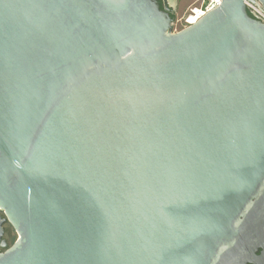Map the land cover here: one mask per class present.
<instances>
[{
	"label": "water",
	"instance_id": "water-1",
	"mask_svg": "<svg viewBox=\"0 0 264 264\" xmlns=\"http://www.w3.org/2000/svg\"><path fill=\"white\" fill-rule=\"evenodd\" d=\"M172 22L157 0H0V264L264 248V23L244 0Z\"/></svg>",
	"mask_w": 264,
	"mask_h": 264
},
{
	"label": "built area",
	"instance_id": "built-area-1",
	"mask_svg": "<svg viewBox=\"0 0 264 264\" xmlns=\"http://www.w3.org/2000/svg\"><path fill=\"white\" fill-rule=\"evenodd\" d=\"M222 0H188L181 16H174L171 31L176 33L197 22L202 16L218 7ZM248 13L264 23V9L258 0H244ZM198 16V17H197ZM197 17V18H196Z\"/></svg>",
	"mask_w": 264,
	"mask_h": 264
},
{
	"label": "flooded vegetation",
	"instance_id": "flooded-vegetation-1",
	"mask_svg": "<svg viewBox=\"0 0 264 264\" xmlns=\"http://www.w3.org/2000/svg\"><path fill=\"white\" fill-rule=\"evenodd\" d=\"M160 8H162L163 10H168L170 12V14L175 15L177 12V0H157ZM1 213V212H0ZM2 214V213H1ZM3 216V214H2ZM7 222H5L3 224L4 227V235L3 238L6 239V242L8 244H10V237H11V229L5 227ZM260 245V244H259ZM256 246V250L254 251V253L249 254L248 256H245L243 258L236 256L235 254H233L229 259H228V263L229 264H264V248H262L261 246ZM3 249L0 248V252Z\"/></svg>",
	"mask_w": 264,
	"mask_h": 264
},
{
	"label": "rangeland",
	"instance_id": "rangeland-1",
	"mask_svg": "<svg viewBox=\"0 0 264 264\" xmlns=\"http://www.w3.org/2000/svg\"><path fill=\"white\" fill-rule=\"evenodd\" d=\"M187 3H188V0H177V12L174 16L176 17L181 16ZM5 227L10 228L12 231L11 237H10V241H11L10 244H11L17 238V234L8 223H6Z\"/></svg>",
	"mask_w": 264,
	"mask_h": 264
},
{
	"label": "trees",
	"instance_id": "trees-1",
	"mask_svg": "<svg viewBox=\"0 0 264 264\" xmlns=\"http://www.w3.org/2000/svg\"><path fill=\"white\" fill-rule=\"evenodd\" d=\"M172 17H174V15L172 14Z\"/></svg>",
	"mask_w": 264,
	"mask_h": 264
},
{
	"label": "bare ground",
	"instance_id": "bare-ground-1",
	"mask_svg": "<svg viewBox=\"0 0 264 264\" xmlns=\"http://www.w3.org/2000/svg\"><path fill=\"white\" fill-rule=\"evenodd\" d=\"M197 17H198V16H197ZM197 17H196V18H197Z\"/></svg>",
	"mask_w": 264,
	"mask_h": 264
}]
</instances>
